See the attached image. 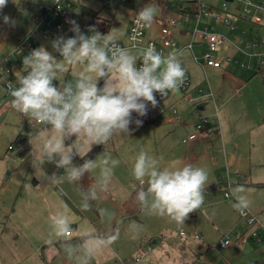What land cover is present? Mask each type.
I'll return each mask as SVG.
<instances>
[{
    "label": "rangeland",
    "instance_id": "1",
    "mask_svg": "<svg viewBox=\"0 0 264 264\" xmlns=\"http://www.w3.org/2000/svg\"><path fill=\"white\" fill-rule=\"evenodd\" d=\"M21 1L8 0L7 6L0 12L2 57L15 49L34 29L33 14L19 5ZM31 1L41 6H50L53 3V0ZM207 1L217 5L222 2ZM103 2L104 0H73L68 17L56 18L57 22L63 24V29L54 32L50 40H40L38 47H46L61 60L62 57L52 48V41L61 35L66 38L74 35L69 31L71 25L67 23L68 20H76L81 31L88 35H91L88 32L91 23L99 31L111 21L110 28L101 33L107 34L114 28L118 36L117 42L127 44L131 20L145 4L157 9L151 27H146L145 40L159 32L156 18L162 16L166 0ZM234 5L230 8L233 9ZM4 15L10 16L15 21V26L5 24ZM242 27L247 33L243 37L245 44H251L256 37L264 36V27L254 24ZM120 33L123 35H119ZM186 39L180 40V48L188 42ZM194 49L201 55L203 48L198 42ZM247 50L251 53L260 51L259 48L251 47ZM223 53L228 51L224 50ZM220 54L221 52L217 53L218 57ZM25 56L27 55L22 56L21 65ZM189 56L190 52L183 50L179 59L192 81L204 82L206 90L211 89L215 96L220 91L224 92L219 108L221 134L211 136L201 143L182 144V138L197 120V116H193L194 107L188 104V109L185 104L177 107L180 116L178 120L171 121L172 123L162 119L155 108H149L145 117H137L133 113V118L142 119L143 124L137 127L133 123L130 126V136L114 135L105 145L92 146L91 150L102 147L92 159L106 155L118 160L119 164L114 168L107 191L101 193L97 201L91 202L92 206L87 211L81 209L82 193L99 179L100 169L86 173L79 182L74 183L65 180L61 184L53 185L43 180L42 175L38 178L33 166V160L37 158L33 144L37 149L40 147L38 133L41 129H35L30 135L23 137L25 134L22 133L24 130L22 131L20 114L14 108L7 109L0 88V264H76L75 259L70 258L65 251V238L54 233L50 221L51 216L64 212L65 208L66 214L72 220L74 231L70 239L73 244L78 243L85 232L107 236L118 231V239L102 248L91 261L93 264H189L196 261L195 252L198 256L204 250L202 247L207 249L208 246L210 248L203 252L204 256L200 259L202 263L199 264H264V252L254 242L246 246L232 243L224 249L219 246L222 236L230 232L239 220L237 210L232 207V199L224 195L231 191L221 186L226 182L229 173L234 175L238 172L246 176L245 183L248 185L233 179V187H245V194L250 201L249 209L262 211L260 219L264 224V73L258 69L260 59L256 58V61L254 58L251 70L233 66L236 63L231 64L227 66L229 74L224 75L222 70L212 67L204 71L192 63ZM83 67L84 65L65 64L64 71L58 73V79L74 82ZM103 82L101 78L98 86H102ZM54 83L59 86L60 81ZM236 83L241 85L238 90ZM202 86L203 84L197 87L190 96L198 98L200 93L197 89ZM204 99L207 97L201 101ZM206 102L209 105L203 112L212 113L215 105L209 100ZM16 139L25 142L22 141L20 149L8 151V146L17 141ZM75 139L72 137L66 144ZM141 147L150 156H163L161 167L178 160L181 164H192L208 171L204 204L190 213L184 224L178 225L167 216L152 215L148 209L141 208L136 202L135 195L141 185L133 177L132 168ZM80 159L76 157L73 162L80 164ZM42 168L49 176L53 173L57 176L65 174L64 169L57 168L52 162H46ZM143 187L147 188L146 180ZM97 205L111 211L112 218L101 217ZM125 216L129 217L119 224ZM132 225H139V228L133 230ZM180 232H184L186 236L181 237ZM195 234L200 239H194ZM146 239L149 245L152 244L151 241L156 242L149 246Z\"/></svg>",
    "mask_w": 264,
    "mask_h": 264
},
{
    "label": "clouds",
    "instance_id": "2",
    "mask_svg": "<svg viewBox=\"0 0 264 264\" xmlns=\"http://www.w3.org/2000/svg\"><path fill=\"white\" fill-rule=\"evenodd\" d=\"M8 0H0V12L7 6ZM157 15L156 7L145 4L137 12V29L151 27ZM3 22L15 26V21L8 15ZM71 25V37L58 36L52 41V48L62 57L58 60L44 46L33 49L23 58L24 72L19 78V87H12V107L34 119L43 127L38 133L37 149L33 160L35 175L43 176L49 184L79 182L86 173L99 168V179L83 191L81 209L87 211L91 202L97 201L100 194L107 191L118 160L99 155L95 159H84L93 145H105L114 135H131L130 126L134 123L142 126L149 104L158 106L156 93L166 98L170 92L179 91L183 85L186 70L179 59L182 53L171 51L159 52L154 45H149L136 53L118 44V36L113 28L103 34L95 26H89L88 32L81 31L76 20H68ZM119 35H123L120 33ZM142 64L137 66V61ZM67 65H84L75 81L65 82L58 79ZM103 85L98 86L100 79ZM60 81L59 86L54 81ZM72 137L76 139L71 141ZM33 150V151H34ZM80 157L82 164L74 163ZM164 157L150 156L140 148L132 168L133 177L141 187L136 192L135 200L152 215L167 216L175 223L184 224L189 214L202 207L205 201V189L209 173L205 168L192 164L172 161L161 167ZM55 163L65 174L48 175L42 165ZM145 180L147 188L143 187ZM27 187V186H26ZM244 186L232 189L235 197L234 209L241 215L250 206ZM101 217L111 219L113 213L99 208ZM64 212H57L50 217L54 233L65 238V251L76 264H91L97 253L118 239V231L107 236H97L85 232L76 244L70 239L74 231L72 220ZM139 225H132L136 230Z\"/></svg>",
    "mask_w": 264,
    "mask_h": 264
},
{
    "label": "built area",
    "instance_id": "3",
    "mask_svg": "<svg viewBox=\"0 0 264 264\" xmlns=\"http://www.w3.org/2000/svg\"><path fill=\"white\" fill-rule=\"evenodd\" d=\"M107 1L104 0L103 3L106 4ZM72 2L73 0H53L52 5L43 6L44 15L33 18L35 24L33 31L27 37H24L15 49L3 57L0 45V80H3V82H0V88L3 92L2 95L7 109L13 108L11 104L13 97L10 94L12 87H19V78L27 74L21 68L22 56L29 55L33 49L38 48L40 40H50L54 32L63 29V24L57 22L56 18L68 17V10L72 6ZM166 2H170L175 9L165 12L157 20L160 30L156 38L145 40L146 28L137 29L136 13L130 23L127 36L128 43L118 42V44L130 50H141L147 48L149 45H154L157 51L164 54L171 51L180 52L178 51L180 43L177 39V34L187 31L190 40L181 47V50L192 51L193 60L202 67L223 69L229 64L236 63L234 65L250 69L252 68L250 63L251 58L257 56L264 57V52L251 53L247 50L250 47L264 49V36L256 37L251 44L249 42L247 44L244 43L243 46L241 44V38L247 35L242 26L254 24L264 27V0H222L219 5L207 0H166ZM232 4H235L233 9L230 8ZM230 31L235 32V35H230ZM236 32H239L241 35H238ZM196 42H198L200 47H203L201 55L194 53ZM230 48H234L241 56L244 55L243 59H236L234 55L223 53L224 50L228 51ZM218 52H221L219 57L217 55ZM244 58L249 59V61H246ZM141 64L142 60H138V66ZM262 64H264V60ZM182 66L185 68L183 63ZM258 69L261 71V67ZM185 70L184 83L177 92L182 95V98L186 100L188 105L194 107L193 116L194 114L197 116V120L194 121L193 130L182 139L183 143H188L217 130L220 117L218 108L215 109L213 114L202 113L203 110L199 108V104L207 100L214 101L215 95L210 89L198 88L200 96L192 98L190 94L193 92V81L186 68ZM155 95L159 102L158 106L155 107L158 113L169 122L177 120L180 116L177 106H166L163 104V99L159 93ZM206 97L207 99L201 101L202 98ZM149 108H152L150 104ZM18 113L22 120V130H24L22 133L25 136L30 135L33 130H39L43 127L34 119L23 113ZM21 143V140L11 143L8 146V151L20 149ZM19 155L21 156L22 152ZM225 197L231 198L232 194L227 192L225 193ZM238 215L239 220L246 227L226 233L219 241L220 248L224 249L232 243L247 245L250 242H254L264 252V224L260 217H258V214L247 209L243 215L238 211ZM180 235L186 236L184 232H181ZM193 237L195 239L200 238L198 234H195Z\"/></svg>",
    "mask_w": 264,
    "mask_h": 264
},
{
    "label": "crops",
    "instance_id": "4",
    "mask_svg": "<svg viewBox=\"0 0 264 264\" xmlns=\"http://www.w3.org/2000/svg\"><path fill=\"white\" fill-rule=\"evenodd\" d=\"M172 4L170 3V2H165V4H164V12H163V14L165 13V12H167V11H170L171 9H170V6H171ZM162 14V15H163ZM161 18V17H160ZM157 20L159 19V18H156ZM157 23V26L159 27V30H160V25H159V22H156ZM6 27V26H5ZM228 31V30H227ZM229 34L230 35H235V32H232V31H230L229 32ZM159 35V32L156 34V35H154V34H152V36H154V37H151V38H156L157 36ZM237 35V34H236ZM187 38V39H186ZM240 38H241V36H240ZM177 39H178V41L180 42V40H183V39H186V40H190V36H189V33L187 32V31H182V34H177ZM241 40H242V42H241V44H242V46H243V44H244V39L243 38H241ZM203 48V47H202ZM257 49V48H256ZM259 50L260 51H257V50H255V52H264V49H261V48H259ZM178 51H180V53H182L183 52V50H181V48L179 47L178 48ZM190 52V56H189V58H190V60H191V62L192 63H194V64H196L198 67H200L201 69H203L204 71L206 70V68H211V67H202V66H200V64H198V63H196L194 60H193V52L192 51H189ZM194 53H197V52H195L194 51ZM228 53L230 54V55H234V57L236 58V59H239V57L241 56V54H239V53H237L236 52V50L234 49V48H230L229 50H228ZM198 54V53H197ZM240 55V56H239ZM180 56H182V55H180ZM242 58L241 59H243V56H241ZM254 58L256 59H260V61L258 62V64H260V66H262L261 67V71L260 72H263L264 73V70H262V68L264 67V64H262V61L264 60V57H262V56H257V57H253V58H251V60H250V63L251 64H253L252 62L254 61ZM257 59H256V61H257ZM248 61H249V59H247ZM231 64H229V65H227V66H230ZM227 66H226V68H213L212 67V69H218V70H222L223 71V74L225 75H228L229 74V72H228V69H227ZM233 66H238V65H233ZM260 66H258V68L260 67ZM21 68L24 70V66H23V64L21 65ZM253 68V67H252ZM252 68H250V69H248V68H243V69H247V70H251ZM241 69V68H240ZM245 72H247V71H245ZM236 77H238V76H236ZM193 91L197 88V87H200V85L201 84H203V86L201 87V88H205L204 86H205V83L204 82H199V83H194L193 82ZM209 85V84H208ZM236 86H238L237 87V90L238 89H240L241 88V85H238L237 83H236ZM206 89V88H205ZM222 89H225V88H222ZM198 90V89H197ZM211 90V89H210ZM243 90V89H242ZM241 90V91H242ZM240 91V92H241ZM222 92L223 91H220L219 93H218V96H215L214 97V101H211L210 100V102L213 104V105H215V109L216 108H218V112H219V108L221 107V99H222ZM193 93V92H192ZM224 93V92H223ZM165 101V102H164ZM163 104L164 105H166V106H172V105H175V106H177L178 108H179V106L181 105V104H185V106L187 107V109H188V105H187V102H186V100L184 99V98H182V95L180 94V93H178V92H174V93H169L168 94V96L166 97V98H163ZM207 105H209V103L208 102H203V103H201L200 104V106H201V110H205L206 109V107H207ZM200 106H199V108H200ZM215 109H214V111H215ZM213 111V112H214ZM213 112L212 113H204V112H202L203 114H213ZM159 114V113H158ZM159 116H160V114H159ZM161 118L162 119H164L162 116H161ZM176 120V119H175ZM178 120V119H177ZM169 123H172V122H169ZM193 128H194V124H193V126H192V128L190 129V131L191 130H193ZM23 131V130H22ZM190 131H188L187 132V134L190 132ZM187 134L184 136V137H186L187 136ZM221 134V130H220V120H219V127H218V129L216 130V132H214V133H208V134H206V135H203L202 136V138H200V139H198V140H195V141H191L190 143H194V144H197V143H201V142H203L204 140H206V139H208L209 137H211V136H219ZM23 137H27V136H23ZM183 137V138H184ZM182 138V139H183ZM23 141V140H22ZM23 142H25V141H23ZM181 143L182 144H185V143H183L182 142V140H181ZM189 143V142H188ZM232 176H233V178H232ZM233 179H238L240 182H243V185H248V183H245V180H246V176L245 175H242V174H240V173H235L234 175H230V173L228 174V177H227V179H226V182H224V183H222L221 184V186L224 188V189H228V190H230L231 192V194H232V188H233V184H234V181H233ZM227 193V192H226ZM225 195V194H224ZM229 199H232V200H230L231 202H233V203H235L236 201H235V197L232 195V197L231 198H229ZM249 209V208H248ZM253 212H255V213H257L258 214V217H260L261 215H262V211L260 212V211H258V210H255V211H253ZM237 215H238V211H237ZM129 216H127L126 217V219L128 218ZM126 219H124L123 221H125ZM238 219H239V215H238ZM123 221H121L119 224H121ZM246 227V225L243 223V222H241L240 220H238V223L236 222V224H235V226L234 227H232L229 231L230 232H232V230H235V229H244ZM181 233V232H180ZM227 233V232H226ZM229 233V232H228ZM225 235V234H224ZM223 235V236H224ZM72 236V234L70 235V237ZM139 236H141V235H137V237H139ZM181 236V235H180ZM222 236V237H223ZM182 237V236H181ZM149 239V238H148ZM148 239H146L145 241H146V243H147V240ZM195 239V238H194ZM200 239V238H199ZM222 239V238H221ZM220 239V240H221ZM152 242V244L151 245H153L156 241H151ZM148 244V243H147ZM149 245V244H148ZM151 245H149V246H151ZM242 246H246V245H242ZM209 246L207 247V249L205 248V247H202V249H204L203 250V252H205V250L207 251V250H209ZM200 251V250H199ZM203 252H201V254L200 255H196V252H195V262L193 261V263L191 262V263H189V264H199V263H202V262H200V259L204 256L203 255ZM137 261H138V259H137ZM91 264H93V263H91ZM95 264V263H94ZM127 264V263H126ZM220 264H222V263H220Z\"/></svg>",
    "mask_w": 264,
    "mask_h": 264
},
{
    "label": "trees",
    "instance_id": "5",
    "mask_svg": "<svg viewBox=\"0 0 264 264\" xmlns=\"http://www.w3.org/2000/svg\"><path fill=\"white\" fill-rule=\"evenodd\" d=\"M20 6L27 8L28 10H30L33 14V18L37 17V16H43L44 15V11H43V6L31 1V0H22L21 3L19 4ZM170 9H175V7H173V5L170 6ZM110 24L111 21L107 24V26L104 29H99L100 32H105L110 28ZM91 26H95V24L91 23ZM97 28V27H96ZM216 132L213 131L212 133ZM17 140H21V139H17ZM102 147H94L93 150H91L87 156L84 159H92L95 154L98 152V150H100ZM80 164H82L84 162L83 159L78 160Z\"/></svg>",
    "mask_w": 264,
    "mask_h": 264
},
{
    "label": "water",
    "instance_id": "6",
    "mask_svg": "<svg viewBox=\"0 0 264 264\" xmlns=\"http://www.w3.org/2000/svg\"><path fill=\"white\" fill-rule=\"evenodd\" d=\"M200 109H201V106H200ZM126 217H127V216L123 217V218L119 221V223H120L121 221H123L124 219H126Z\"/></svg>",
    "mask_w": 264,
    "mask_h": 264
}]
</instances>
